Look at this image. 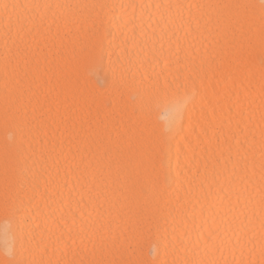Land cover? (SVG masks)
<instances>
[{
	"label": "bare ground",
	"instance_id": "obj_1",
	"mask_svg": "<svg viewBox=\"0 0 264 264\" xmlns=\"http://www.w3.org/2000/svg\"><path fill=\"white\" fill-rule=\"evenodd\" d=\"M0 264H264V0H0Z\"/></svg>",
	"mask_w": 264,
	"mask_h": 264
}]
</instances>
